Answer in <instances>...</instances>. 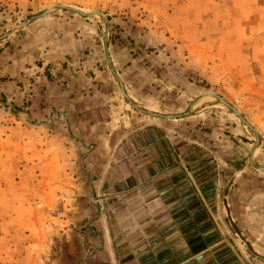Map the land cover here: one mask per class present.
I'll return each instance as SVG.
<instances>
[{"label": "rangeland", "instance_id": "374dc122", "mask_svg": "<svg viewBox=\"0 0 264 264\" xmlns=\"http://www.w3.org/2000/svg\"><path fill=\"white\" fill-rule=\"evenodd\" d=\"M6 34L41 58L0 74V264H113L142 119L170 129L217 240L264 252V0H0Z\"/></svg>", "mask_w": 264, "mask_h": 264}, {"label": "crops", "instance_id": "0c3cea01", "mask_svg": "<svg viewBox=\"0 0 264 264\" xmlns=\"http://www.w3.org/2000/svg\"><path fill=\"white\" fill-rule=\"evenodd\" d=\"M20 51H15L10 42L0 45V74L6 71L8 74H17L16 70L14 71L16 65L30 63L29 58L32 57L37 62L41 58L38 50L30 51L23 56L24 58L21 57L22 53H18ZM38 68V76H35V79L45 84L46 77L41 71L43 69ZM2 85L0 84V90ZM135 120L137 117L128 118L131 124ZM139 121L142 123L137 126L140 130L137 135L141 145L136 148L137 152L135 150L133 152L129 147L125 148V154L137 153L138 160L124 162L126 165L124 175L127 174L125 179L128 178L124 182L130 184L128 182L130 178L138 180L132 182L131 187L124 185V189H121L124 195L112 197L122 199L118 205L124 207L118 211L114 210V214L109 213V217L118 218L113 225V234L109 230L110 239L115 243L113 249L116 250L111 262L113 264H264V252H256L257 249L252 244L224 243L220 238L217 240L216 233L208 230L207 214L201 209L199 195L196 196L190 189L191 172L184 163L173 161V147L161 144L164 141L160 143L158 138L160 131L161 137L169 138L167 134L170 129L167 128L164 133L157 129L158 123L147 122L145 119ZM147 126L157 127L142 130ZM161 126L164 128L165 125L162 123ZM153 133L156 135L154 136ZM198 184L200 185V181ZM133 191L136 195L132 193ZM112 198L111 200H114Z\"/></svg>", "mask_w": 264, "mask_h": 264}, {"label": "water", "instance_id": "95a60500", "mask_svg": "<svg viewBox=\"0 0 264 264\" xmlns=\"http://www.w3.org/2000/svg\"><path fill=\"white\" fill-rule=\"evenodd\" d=\"M57 8H60V9H67L68 7H66V6H63V5H57L56 6ZM49 12V10H47V11H44L42 14H41V16L42 15H45V14H47ZM79 14H81V15H83V16H94V15H91V14H85V13H81V12H79ZM97 15L99 16V17H101V19L104 21V23H105V33H104V39H106V37H107V33H108V26L106 25V19H105V17L102 15V14H100V13H97ZM38 17H40V16H35V17H33L32 19H36V18H38ZM26 23H28V21L27 22H25V23H23L24 25H26ZM20 25V24H19ZM19 25H17V26H19ZM17 29H20V27H15V28H13L12 30H11V33L10 34H12V32H14L15 30H17ZM9 34H6V35H4L3 37H1L0 38V41H2V40H4L7 36H8ZM106 42V41H105ZM105 53H106V56H107V61H108V63H109V65L111 64V61H110V58H109V56H108V47H107V45H105ZM111 66V65H110ZM112 73H113V75H115V77H116V74H115V72L114 71H112ZM117 78V77H116ZM117 82H118V84H119V86H120V88H121V90H122V93H123V96H124V98L132 105V107L134 108V109H136L137 111H139V112H141V113H145V114H148V115H152V116H159V115H156V114H153V113H151V112H147V111H145V110H143V109H140V108H138L134 103H132L129 99H128V96L126 95V93L124 92V88H123V85H122V83H121V81L117 78ZM218 101H219V103L221 104V105H223V106H225V107H227V108H229L241 121H242V123L245 125V126H247L249 129H251V130H253L249 125H248V123L242 118V116L240 115V113L237 111V110H235L233 107H231L228 103H226L225 101H223L222 99H220V98H218ZM159 117H164V118H172V116H159ZM254 131V130H253ZM254 133L256 134V132L254 131ZM252 150H253V148H252ZM252 150H251V152H250V157H251V153H252ZM249 157V158H250ZM249 164L254 168V169H262V167H259V166H256V165H254L253 163H250L249 162Z\"/></svg>", "mask_w": 264, "mask_h": 264}, {"label": "bare ground", "instance_id": "6f19581e", "mask_svg": "<svg viewBox=\"0 0 264 264\" xmlns=\"http://www.w3.org/2000/svg\"><path fill=\"white\" fill-rule=\"evenodd\" d=\"M216 99L218 100V98H216ZM205 101H206V99H205ZM206 102H208V101H206ZM206 104L208 105V103H206ZM218 104H219V102H218ZM219 105H221V104H219ZM256 170L264 175V170L263 169H256Z\"/></svg>", "mask_w": 264, "mask_h": 264}]
</instances>
